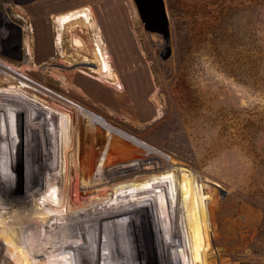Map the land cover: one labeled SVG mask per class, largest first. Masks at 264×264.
Returning <instances> with one entry per match:
<instances>
[{"label": "rangeland", "instance_id": "374dc122", "mask_svg": "<svg viewBox=\"0 0 264 264\" xmlns=\"http://www.w3.org/2000/svg\"><path fill=\"white\" fill-rule=\"evenodd\" d=\"M165 5L167 35L147 31L134 0H0V71L5 76L12 65L15 77L36 96L51 95L59 117L67 119L68 111L78 116L79 126L73 131L61 130L51 152L50 144H43L48 165L42 177L45 186L56 177L51 174L50 158L61 165L60 175L82 172L99 180L110 165L146 157H154L162 165H177L185 172L188 194L197 193L207 251L203 261L264 264V0H165ZM82 7L95 12L123 89L97 79L86 68L68 73L77 50L67 33L64 43H58L56 17ZM19 11L27 18H16ZM12 26L21 27L20 47L19 32ZM26 33L33 54L28 68ZM90 34L97 42L95 33ZM18 51L20 59L14 57ZM61 73L72 75L70 84H65ZM43 101L37 100L46 109L50 101L47 97ZM17 114V120L13 113L3 123L5 134L13 126L10 132L14 131L15 142L20 141V133L26 136L24 118L23 125L20 120L25 114ZM39 120L45 121L42 113ZM35 134L33 131L30 137ZM9 138L12 140L6 134L3 141L8 144ZM5 172L0 186L12 193V177ZM158 181L150 190L138 192L141 208L137 206L136 213L141 219L143 212L150 232L154 224L146 195L153 192L161 226L167 228L161 236L166 237L165 249L169 248L164 253L162 239L159 243L150 235L148 245L138 222L130 230L127 224L114 225L116 264H151L150 256L154 264H172L177 258L175 233L170 229L174 225L172 208L166 200L171 195L163 191L170 178ZM0 199L6 205L13 198L0 195ZM121 200L114 208L115 199L111 200L100 207L99 214L92 211L83 219L104 216L122 221ZM60 220L55 217L52 222ZM37 224L40 235L35 229L31 234L26 229L23 238L50 242L56 228L51 218ZM122 234L127 240L135 238V246L130 244L125 256L119 241ZM3 254L11 255L8 249ZM60 254L63 264H74L70 250ZM193 256L191 253L190 264H202ZM46 259L50 264L49 256ZM33 262L44 264L43 260Z\"/></svg>", "mask_w": 264, "mask_h": 264}, {"label": "bare ground", "instance_id": "6f19581e", "mask_svg": "<svg viewBox=\"0 0 264 264\" xmlns=\"http://www.w3.org/2000/svg\"><path fill=\"white\" fill-rule=\"evenodd\" d=\"M14 16L19 18L17 14ZM56 22L59 26L57 30L58 43H64L65 33H67L71 38L72 46L77 50V53L74 50L76 61L67 68L68 73L76 69L86 68L97 74V79L106 80L119 89L124 88L113 69L107 43L102 35L96 14L91 7L65 11L56 17ZM91 31L95 33V41L97 42L92 40ZM26 53L28 55L26 56L27 65L25 68H28L33 62V54H31V44L27 34ZM65 54L63 51L62 56L65 57ZM62 79L65 84H70L72 75L62 74ZM39 94L36 96L31 88L15 77L12 65L7 68L5 76L0 71V135L2 136L0 139V181H2L5 171L8 170L12 177L13 187L11 193L6 187L5 190L4 187L0 186V195L3 198L5 195L10 199L13 198L9 204H6L8 206L1 204L4 199H0V264H36L33 262L34 259L43 260L44 264H49L46 259L48 256L51 260L50 264H63L64 260L60 257V252L66 250H70V254H72L70 258L74 260V264H116L119 257L113 250L112 228L114 225L127 224L129 229L128 227L126 229L130 230L133 223L137 228L136 222L139 223L140 230L145 235V241L148 245L147 238L149 235L153 238L155 236L154 241L159 240L160 243L162 239L164 242L166 237L163 236L162 238L161 235L165 233L167 228L161 226L162 218L158 214L159 209L153 192L150 191L146 195V199L151 204L150 220L154 224L150 231L151 234L145 228L143 212L141 211V219L136 213V207L140 205L141 208L140 198L137 196L138 192L143 188L150 190V187L158 183L162 177L163 179L170 178V183L164 186L163 191L165 195H167L166 193L171 195L170 200L167 197L166 200L167 205L172 208V218L174 219V225L171 224L170 229L175 233L177 258L171 261L172 264H183L182 260L186 264H190L191 253H194V258L199 257L202 264H206L203 257L207 251L204 244L203 227L197 210V193L188 194L183 176L185 172L177 165H162L154 157H146L140 161L110 165L104 170L103 179L99 180L82 172L60 175L61 165L50 158L51 174L56 177L51 178L48 185L45 186L42 177L48 165L45 161L46 157L42 153L43 144H50L49 150L51 152V144L56 142L55 137L61 133V130L64 132L73 131L74 127L79 125L77 126L78 116L75 113L68 111L67 119H62L58 115L57 107L51 105V95ZM46 97L49 99L50 105L44 109L39 102L41 98V103H43V98L46 99ZM52 98L54 101L55 97ZM17 111L25 114H22L23 117H20L22 118L20 120H22L23 125L24 118L26 127L25 129L22 127V132L26 131V136L23 137L20 133L21 137L18 136L20 141L17 139L16 144L12 138L14 131L10 132L13 126L9 125L10 129L8 127L6 134L12 140L9 138L7 144L3 141V137L6 135L3 123L13 113H15L17 120ZM27 111L31 112L27 113ZM41 113L46 121L44 123L43 120L42 122L39 120ZM48 121L50 122L48 123ZM34 123L38 124L33 126ZM36 129L39 132H36ZM33 131L37 134L31 138ZM120 197L122 198L120 206L123 208L122 221L121 219L120 221L111 220L104 216L83 219L86 218V214L89 215V212L96 211L95 214H97L101 206L115 199V203L111 206L114 208L119 203ZM171 212L169 213L171 214ZM55 217L62 220L52 222ZM49 218H51V224L56 226L51 231L50 242H38L36 238H31L33 241L28 237L23 238V230L26 229L30 234L35 229V234L40 235L41 230H39L37 223ZM141 220L144 221L142 222L143 227H141ZM108 227L110 229L106 230ZM119 229L123 230V227H119ZM119 241L124 256L125 253L130 252V244H135V238L132 239L130 236V240L129 238L127 240L124 234L121 235ZM165 245L164 242V253L169 248L167 246L168 248L165 249ZM5 249H8L13 255V259L10 258L11 255L9 257L3 254ZM153 249L150 248L149 251L157 252V248L156 250ZM127 261L129 262L128 259ZM150 262L151 264L155 263L152 256H150Z\"/></svg>", "mask_w": 264, "mask_h": 264}, {"label": "water", "instance_id": "95a60500", "mask_svg": "<svg viewBox=\"0 0 264 264\" xmlns=\"http://www.w3.org/2000/svg\"><path fill=\"white\" fill-rule=\"evenodd\" d=\"M138 8L141 19L144 22L145 28L149 32H158L163 35L169 33V16L167 13L165 0H134ZM19 32V47L22 43V32L21 27L12 26ZM7 54L12 55L7 52ZM18 56L14 55L15 58H21L20 51Z\"/></svg>", "mask_w": 264, "mask_h": 264}, {"label": "flooded vegetation", "instance_id": "af4514ba", "mask_svg": "<svg viewBox=\"0 0 264 264\" xmlns=\"http://www.w3.org/2000/svg\"><path fill=\"white\" fill-rule=\"evenodd\" d=\"M18 15V17L19 18H21L22 16H24V17H26L25 15H23V13L21 12V11H19V13L17 14ZM27 18V17H26ZM24 28V30H29V27L27 28L26 26L25 27H23ZM27 34V37H28V39H29V41H30V38H29V34L28 33H26ZM26 34H25V40L23 41L24 42V50L26 51ZM26 55H28V53H26Z\"/></svg>", "mask_w": 264, "mask_h": 264}]
</instances>
